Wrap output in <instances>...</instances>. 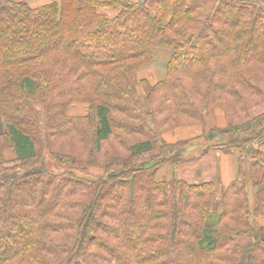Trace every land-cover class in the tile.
Wrapping results in <instances>:
<instances>
[{"label":"trees","instance_id":"1","mask_svg":"<svg viewBox=\"0 0 264 264\" xmlns=\"http://www.w3.org/2000/svg\"><path fill=\"white\" fill-rule=\"evenodd\" d=\"M263 98L264 0H0V264H264ZM215 148L221 195L176 178Z\"/></svg>","mask_w":264,"mask_h":264},{"label":"crops","instance_id":"2","mask_svg":"<svg viewBox=\"0 0 264 264\" xmlns=\"http://www.w3.org/2000/svg\"><path fill=\"white\" fill-rule=\"evenodd\" d=\"M128 2H137L138 0H125ZM113 13V12H112ZM114 16L111 15V17ZM150 66H157L156 60ZM162 77L157 78L156 81L164 77V66H161ZM217 122L219 127H224L225 123L221 112H217ZM208 127H182L177 128L167 134H163V140L168 144H174L177 142L193 139L208 132ZM264 154V149L262 150ZM11 156L10 153H6V156ZM238 154L234 151L225 150L223 148H215L211 150L207 155L189 164L179 165L175 170V176L177 179L184 181L188 184H202L212 182L216 185H222L227 187L238 174ZM174 174V168L171 166H164L160 169L156 175V180H168ZM258 222L264 225V217L258 218Z\"/></svg>","mask_w":264,"mask_h":264},{"label":"rangeland","instance_id":"3","mask_svg":"<svg viewBox=\"0 0 264 264\" xmlns=\"http://www.w3.org/2000/svg\"><path fill=\"white\" fill-rule=\"evenodd\" d=\"M15 1H18V2L24 1L30 6H39V5H42V4H45V3H48V2H53V1L59 2V0H15ZM104 13L108 14L109 16L113 15V13L111 11H109V10L104 11ZM165 60H166L165 54L162 53V52H158L157 55H156V64H157V66H149V65L143 66L141 69H139L136 72V75H135L136 81L141 80V79H146L150 83L156 82L157 78H161L162 77V72L160 70H161V66L163 65V62ZM78 112H79V110L76 113H78ZM263 113H264V98H263L262 103H260L259 105L255 106L254 108H252L249 111V117L247 118V120L245 122H247L248 120H251L253 118H257L259 115H261ZM222 117H223V115H222ZM223 120H224V123H225L226 122L225 118H223ZM205 124H207V123H205ZM208 125L209 124L205 125V127L209 128L210 125L209 126ZM4 128H5L4 127V122L0 118V133H2L4 131ZM169 132H171V131H169ZM169 132H167V133H169ZM167 133H164V134H167ZM206 133H208V132H206ZM202 142L203 141H201L199 144H196V146L193 147L194 150H198L199 148L203 149L205 145L202 144ZM208 143L209 144H211V143L213 144V143H217V142L211 141V142H208ZM261 150H263V148ZM196 155H198V154H196ZM156 156H158V152H156V151H153V152H150V153H147V154L143 155L144 159H146V160L155 158ZM90 172H92L93 173L92 175H94V176L98 175V174H101V172L98 171L97 169H95V170L91 169ZM223 190H224V186L218 185V194L219 195L222 194Z\"/></svg>","mask_w":264,"mask_h":264}]
</instances>
